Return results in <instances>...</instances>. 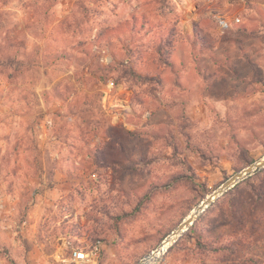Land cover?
<instances>
[{
  "label": "rangeland",
  "instance_id": "374dc122",
  "mask_svg": "<svg viewBox=\"0 0 264 264\" xmlns=\"http://www.w3.org/2000/svg\"><path fill=\"white\" fill-rule=\"evenodd\" d=\"M263 157L264 0H0V264H140ZM151 263L264 264V167Z\"/></svg>",
  "mask_w": 264,
  "mask_h": 264
},
{
  "label": "water",
  "instance_id": "95a60500",
  "mask_svg": "<svg viewBox=\"0 0 264 264\" xmlns=\"http://www.w3.org/2000/svg\"><path fill=\"white\" fill-rule=\"evenodd\" d=\"M264 167V157L259 160L249 164L248 166L242 168L241 170L232 174L228 179H226L216 190H214L211 194L208 195L205 199H203L200 204L195 207L189 214L186 216L181 223L170 233L176 235L173 241L181 235L186 229H188L189 225H191L199 216V214L220 194H222L227 189L233 187L236 183L245 179L248 176H251L258 172L261 168ZM169 234V235H170ZM166 236L163 241L158 245V247L154 251H158L163 244V242H167Z\"/></svg>",
  "mask_w": 264,
  "mask_h": 264
},
{
  "label": "bare ground",
  "instance_id": "6f19581e",
  "mask_svg": "<svg viewBox=\"0 0 264 264\" xmlns=\"http://www.w3.org/2000/svg\"><path fill=\"white\" fill-rule=\"evenodd\" d=\"M175 235L172 234L167 238V242H163L162 246L159 248L158 252H152L147 258H145L140 264H150V262L157 256L161 254L166 247L173 241ZM152 264V263H151Z\"/></svg>",
  "mask_w": 264,
  "mask_h": 264
},
{
  "label": "built area",
  "instance_id": "2783aa9c",
  "mask_svg": "<svg viewBox=\"0 0 264 264\" xmlns=\"http://www.w3.org/2000/svg\"><path fill=\"white\" fill-rule=\"evenodd\" d=\"M237 20L238 19H236V21ZM218 22H219L220 27H222V28H225L228 26V21L224 18H220ZM86 257H87V253L84 252L83 250H79V251L74 252V259L77 261L84 260V259H86Z\"/></svg>",
  "mask_w": 264,
  "mask_h": 264
}]
</instances>
